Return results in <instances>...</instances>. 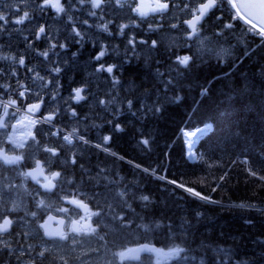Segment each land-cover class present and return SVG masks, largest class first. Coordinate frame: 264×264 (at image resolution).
<instances>
[{"label": "trees", "instance_id": "trees-1", "mask_svg": "<svg viewBox=\"0 0 264 264\" xmlns=\"http://www.w3.org/2000/svg\"><path fill=\"white\" fill-rule=\"evenodd\" d=\"M225 7L230 12L227 3ZM224 16L217 21V32L227 31L217 40L232 44L234 52L224 62L193 61L185 70L171 65L176 63L168 50L157 47L159 53L148 55V60L125 66L123 78L128 88L122 91L133 101V111L143 114L140 106H151L157 99L161 110L148 113L151 122L146 128L142 125L145 136L149 135L147 147L134 135L140 128L127 116L114 121L126 129L117 135V141L106 145L147 171L110 155L105 167L111 169V185L150 197L137 211L144 240L159 245L172 236L171 244L190 249L188 255L205 257L209 264L222 251L237 262L264 264V181L248 173L252 168L264 175V43L260 36L246 31L250 26L235 15ZM221 23L233 27L225 30L219 27ZM240 39H244L242 43ZM173 77V84L165 87L164 81ZM206 122L213 129L198 144L197 161L191 163L185 158L179 131ZM99 153L92 152L95 164H104ZM225 172L228 176L221 182L219 177ZM158 176L220 203L205 202ZM241 204L255 207L241 208ZM160 223L163 225L157 227Z\"/></svg>", "mask_w": 264, "mask_h": 264}, {"label": "snow or ice", "instance_id": "snow-or-ice-1", "mask_svg": "<svg viewBox=\"0 0 264 264\" xmlns=\"http://www.w3.org/2000/svg\"><path fill=\"white\" fill-rule=\"evenodd\" d=\"M25 0H20V3H24ZM227 3L230 9L235 10V17L244 21L246 25H249L250 27L246 29L249 33H253L254 35L260 36L261 37V42L264 43V0H248V2H240V0H191L190 3H183V8L182 11H185L189 16H191L190 19H187L183 21V23L187 24L189 28H191V33H189V36L192 35H198L199 34V29L197 28V25L201 23V21L205 20V18L208 16L210 12H212L213 9H217L220 7L222 3ZM129 4V0H67V8L65 7L64 4L61 3V0H41L40 3L35 4L34 7L39 9L40 12H43L46 8L51 7L55 8L57 14L60 13H65L67 14L68 11L76 7L77 5L84 6V5H90L91 9L94 10H100L101 13L105 11V8H112V9H122L126 5ZM169 8V2L168 0H156V6L151 9L152 12H165ZM256 10V11H253ZM22 11L20 7L16 8V13L19 14ZM131 11L137 13V15L143 20L145 17H147L148 13L144 12L140 6V4H137L134 7H131ZM89 16L96 17L97 16V11H89L88 12ZM214 15V13H213ZM68 20L71 21L73 20V17L71 15L67 16ZM99 19L103 20V15L98 17ZM32 17L30 16L29 11H23L22 15H18V18L12 21V23L16 25H23L25 21H31ZM216 19L219 21L221 18L216 17ZM111 21L105 22L101 25H99L100 28H102L103 31L107 32L108 31V23ZM9 23V18L3 13H0V32H3L6 30V25ZM83 24H88V20H83L81 21ZM128 25L124 24L120 26V33L123 34L124 29L127 28ZM162 27L161 25H155L153 26L151 23H149V28L152 30H155L156 28ZM172 28H176V24L171 25ZM221 28H226V29H231L233 25L231 23H221L219 25ZM72 31L75 33V36L81 37L82 39V33L79 31L75 25L72 27ZM32 35L35 40H40L42 37L45 40H55L54 36L49 35V31L46 29V27L43 24H36L34 26V29L32 31ZM27 41V37L25 38ZM136 40L135 38H130L128 40V44L131 46V50L134 52L136 48ZM139 43L148 45V41H140ZM158 41L157 40H152L150 43V48L155 49L157 47ZM28 45L31 48L32 47V41H28ZM59 47L60 49H66L67 45L65 43H60L58 40L54 43H50L49 48L45 51L39 52V55L44 57L45 60H48L49 63H54L53 61L50 60L49 58V51H54ZM35 50V49H33ZM107 49L106 48H101V50L96 54L92 59L98 62V65L95 68V72L97 73H102L106 72L110 77H112V84L115 86V84L119 83V80L116 79L113 75L114 73V68H116V65H106L103 62V57L106 55ZM56 55H59V53H54ZM76 53H73V56H75ZM189 56H177L176 57V62L178 66H182L183 69H187L189 67V61H190ZM0 60H11L15 63H17L20 66H26L25 64V59L21 57H16V56H0ZM28 72L35 73L34 76L29 77V79H32L34 82L36 80L39 81H45V77L41 76L39 72H36L35 69L33 68H27ZM62 68L58 64L54 67H52L48 71V75L52 76L51 80L46 81L42 86L44 88L48 87L49 84H52L55 88V94L51 96L52 100L56 99V95H58V89H59V74L61 73ZM3 73V69H0V74ZM55 75H52V74ZM12 76L16 75L15 71L11 72ZM161 76H163V73H160ZM0 78H4L2 75H0ZM173 79L175 77L165 80L164 84L165 87H169L173 84ZM9 85L7 84H0V89H3L5 92L9 89ZM14 92H18L17 99H9L7 101L5 100H0V108L3 109L2 115H0V129H6L9 127V124L7 120L5 119L6 117H9L10 115L12 117L16 116L17 112L20 111L19 108H16L17 105V100L21 98H25L32 93V87L31 86H25L23 83L20 82V80L16 81V87L13 89ZM75 95L72 97L77 103L84 100L86 97L82 95L81 93L84 92V88H75L73 89ZM206 91V90H205ZM37 99L39 100L38 103H32L27 106L26 109V114L23 119L28 120L29 125L34 126L37 121L29 119V116L36 112L37 110L40 109L41 104L44 103L43 97L40 95L39 92L34 93ZM176 100H179L180 97L177 96L175 97ZM96 103L100 106H103V110H107L108 106L113 105L115 103L114 98H109L107 101L104 99H96ZM127 106L128 109L131 110L133 108V101L131 99L127 100ZM9 108H16V111L12 112L9 114L8 109ZM141 109L144 110L143 114L147 115L148 113H155L159 112L161 110V101L160 99H157L151 106L147 104H142ZM133 115L136 113L133 112ZM78 114L77 112L73 109L71 110V116L76 117ZM56 112L52 111L49 113V115L45 116L43 118V123H51V121L55 118ZM111 121H109L110 123ZM17 123H21V121H17ZM13 130H16V125H13ZM52 128H55V125H52ZM212 129V124L210 123H205V128L203 129H198L199 132H205L209 131ZM116 130L122 131L120 126L117 124L116 125ZM64 130L62 128H58L55 131H52L51 129L48 132V135L50 136H58L62 137V140L64 141L65 145H72L73 139L82 142L84 144H90L91 142L83 135L78 134L77 129L73 128L72 131L68 132L67 134H63ZM27 135L31 138L33 141L34 145L43 148V151L48 152L51 154L52 157H59V152L57 151V148H62L64 145H56V146H48L47 144L41 145L40 141L37 140V137L35 134H33L31 131H28ZM188 135H195V133H189ZM9 141L14 144L16 148H24L25 142H17L13 141L12 137L9 136ZM111 140L110 136H104L102 138L101 143L95 145L97 148H102L104 145H107V143ZM141 144L147 147L149 145V141L147 139L141 140ZM189 148H191V145H189ZM105 151H107L106 148H104ZM192 154L190 153V156ZM73 158L71 159L72 164H76V159H75V153L72 154ZM23 160V155H13L9 156L5 150L0 147V161L4 165H19L20 162ZM245 163H248L245 161ZM82 167V166H81ZM139 167V166H137ZM39 171L40 175H43V169L40 166V162L36 161V168L33 169L32 171L29 172H23V171H18L17 175L23 176L25 178L27 177H32L37 181V183H40V181L37 179L36 173ZM147 171V170H145ZM248 173L250 176L257 178L260 181H264V175L258 174L255 170L252 168L248 169ZM53 179H57L61 184L67 183L71 184L72 181L68 179H61V173L60 172H54L51 174ZM228 176V173L225 172L223 175L219 177V180L221 182L225 181V178ZM44 179L47 181V183L42 184V187L44 188V193L39 192L38 190L35 191L34 193H28V195H31L32 198L35 200L36 197L41 196V195H48L49 193L54 194L57 196L58 199H60L62 202H65L70 205H74L76 208H85L87 209V205H85L82 201L78 200L73 196L72 199H69V195H73L71 193L65 195V196H60L59 191L53 193V189L57 187L56 184L52 183V180L49 179L47 176L44 177ZM163 179V177H161ZM170 183L176 184V181H169ZM178 187L184 188L185 186L183 184H178ZM63 189H60L62 191ZM19 191L18 185L12 182L11 179H9L6 176L0 175V220H2V223H0V246L3 248L7 249L9 247L7 241L4 239L5 234L11 235L9 233V228L12 226L14 223L13 220L8 218V215L6 213H12L16 212L20 205L17 203L15 199L11 201L12 206L10 208L5 209L4 205L6 203L4 197L5 194H12V193H17ZM185 191L189 192L191 195L204 200L205 202L208 203H220L219 201H214L212 200L209 196L206 195H201L200 192L195 191L192 188H185ZM78 195V194H77ZM95 195V194H94ZM128 195L127 191H121L118 193V196L123 199L124 196ZM135 198V197H132ZM142 201L148 202L150 200V197L147 195H142L139 197ZM106 202V201H105ZM124 203H127V201H124ZM36 207L38 209L45 207V201L43 199L37 200L36 201ZM130 207V205H129ZM239 207L244 208V207H255V205H245L241 204ZM57 212L64 213L65 215H68L70 212L74 211L75 209H70L67 207H58L55 209ZM123 210V209H122ZM103 215V211L99 212H92L91 216H96V217H101ZM197 216L201 215L200 213L196 214ZM32 217L33 221L35 222L38 213L36 211H25L24 216L19 218L18 223L22 225H27L30 223V221L27 219L28 217ZM52 217H49V220H51ZM69 219L71 220V217L69 216ZM86 217H81L80 220H71L70 227L67 232L64 231H48L45 224H40V228L44 229V236L47 237L49 240L53 241L54 243L57 241L64 242L65 246H71L74 250L75 247L79 246L82 243L81 239H78V237H83V236H90V235H96L97 234V228L92 227L90 224H81V220H85ZM115 219L120 222V226L127 227L130 224V221L127 219L126 216H120L116 215ZM61 224H63V220L60 221ZM97 227H99L100 221H96ZM159 227V225H157ZM185 227L190 228V226L185 225ZM186 235L189 234L188 232L185 233ZM17 235H22L24 237H28L31 235L30 232H21L17 233ZM99 239L104 240L105 238L103 236L99 237ZM264 247V244L261 245ZM28 250H32V245H28ZM49 250L47 248H44L41 251L37 252V256L39 257H45L46 253ZM94 251H99V249H94ZM132 251V250H128ZM136 251H143V252H156L159 251L157 249H154L148 245H143L141 248L137 249ZM190 251V249H185L184 247H181L180 245H175L172 248L169 249V253L166 255H169L172 258H175L179 262L183 261H195L197 257L195 256H189L187 253ZM183 254V255H182ZM116 256H119L121 260L125 258V253L124 252H119L115 254ZM61 261L63 264H67V260H64V258L61 256L60 257ZM135 259L139 260L140 257L137 256ZM215 259V258H212ZM220 264H226L227 260H230L231 257L228 256L227 253H225V256L220 257ZM198 264H204V260L201 257ZM238 264H247V262H238Z\"/></svg>", "mask_w": 264, "mask_h": 264}, {"label": "rangeland", "instance_id": "rangeland-1", "mask_svg": "<svg viewBox=\"0 0 264 264\" xmlns=\"http://www.w3.org/2000/svg\"><path fill=\"white\" fill-rule=\"evenodd\" d=\"M20 5H24L23 3H20L19 0H0V6L6 8H12L13 11H16V8L19 7ZM3 14H5L7 16V13L4 12ZM62 14V13H60ZM17 15H22V12H20ZM16 18H18V16H16L15 18H12V20H10L11 26L13 27V29L16 32H22L25 31L27 33H30L31 30L26 29L24 27H22V25H13L12 21H14ZM203 29V28H202ZM183 32L185 33V31L183 30ZM73 34L75 35V33L73 32ZM186 34V33H185ZM50 35V34H49ZM55 35V33H54ZM78 39H81V37H78ZM210 37L206 34V33H200L198 35H196L193 38L192 41V45H193V52L195 54L196 60L200 61V62H204L210 59H221V60H225L228 57L232 56V48L231 46L227 47L223 44H216L215 46H212L210 44L209 41ZM48 42V44L50 45V43H54L53 40H46ZM163 44H167L169 47H180L181 46V41L176 37V35L174 34H164L162 37V41ZM64 50V49H61ZM84 71L87 70V68L84 66L83 67ZM51 69V68H50ZM81 72L79 74H77L76 72H80L79 69H75L70 75H69V80L71 83L77 82V81H81L82 79L87 80L90 84H97V91H103L104 94L108 93L109 90L106 89V86L104 87L103 81L101 78H93L90 79V76L93 74L92 72H88V73H84ZM107 84V83H106ZM108 86V85H107ZM116 86H110V88H115ZM43 87H40L39 89L42 90ZM109 88V87H107ZM125 88H128L127 85L125 84ZM39 90V91H40ZM108 91V92H107ZM90 94L94 97L95 96V91L93 89L90 90ZM111 98H114L112 93H111ZM100 99V98H99ZM115 100V99H114ZM107 101V100H106ZM117 101L115 100V103ZM97 106H99L100 108H102L103 110V106H100L97 104ZM92 109L96 108V104H92L91 105ZM105 111V110H103ZM113 113V111H110V115ZM16 119L12 120V122L10 123L11 126L16 125V132L15 133L16 136L21 135L22 133H26L27 131H33L34 130V126L29 125L28 120H25L23 118H20L18 116H15ZM31 120H36L39 118H31L29 117ZM21 121V123H17V121ZM17 128L22 130H18ZM121 131H118V133ZM13 135V136H15ZM128 137V136H127ZM16 141V140H15ZM14 146V144H13ZM14 148L16 149V147L14 146ZM31 149H33V151L31 152V160L34 159V157L36 156L37 153L40 152V150H42V147L32 144L30 146ZM19 155H21V151L19 153ZM190 158V157H189ZM191 161L193 160V158L190 159ZM25 161V159L23 160V162ZM60 165L65 166V162H67L66 159H61L60 160ZM18 171H22L20 167H18V169L15 171L14 175H13V180L12 182H14L15 184L18 185V189L19 191L17 193H12V194H5V209L10 208L12 206L11 201L13 199H15L17 201V203L20 205L19 209L16 212H22L21 215H19L16 218V222L18 223L19 218L24 216L25 211H36L38 213V217L36 219L35 223V230H38L39 227V223H40V211L39 209L36 207V204L34 206V208L32 209H27L29 204H30V200H29V196L28 193H32L31 188L27 185V179L23 176H19L17 175ZM8 177V176H6ZM9 178V177H8ZM105 178V174H104V170H99L96 172V174H94L93 176V180H100V179H104ZM94 187V186H93ZM118 193L115 190H110V191H99L95 192L94 194H90L87 197V200H89L90 205H92L94 210L97 211H103V215L101 217H99V219L101 220L102 226H104V228L102 229V232L100 233V237L103 236L105 239L104 241H106V243L102 244L104 245V251H102V253L98 256H96V254H94V249H99L97 247V245H94L93 242V238L91 237H85L82 240V243L75 247V250H77L78 254V258L79 261L82 263H89L91 262L92 264H117V263H121V264H163L161 260H166V258H171L172 261L171 263L168 261L167 264H198L200 258H197L195 261H183V262H179L177 261L175 258L170 257L169 255H166L167 253H169V249L172 248L174 245H170L168 246L165 250L162 249L161 251V256H151L149 258H147L145 261L143 262H139V263H134L131 261H127L126 258H124L123 260H121V258L119 256H116V253L119 252H124L126 250H128L130 247L134 246L133 244H136V242H138L141 239L140 236V231H139V227L142 226V221L141 218L137 215V216H131V219H128L130 221V224L127 227H123L120 226V222L117 221L115 219L116 215H120V216H126L127 213L129 214V212L132 210V203L137 202V201H142L141 199H139V195L137 194H131L132 196L129 197V199H121L118 196ZM135 197V198H132ZM37 200H40L41 198L38 196L36 197ZM35 200V203L36 201ZM106 201V202H105ZM124 201H127V203H124ZM47 202H51L48 201ZM152 202V201H151ZM130 205V207H129ZM140 208V207H139ZM44 210L49 209V204L45 203V207H43ZM123 209V210H122ZM29 221H33L32 217H28L27 218ZM15 226V225H14ZM17 227V226H16ZM18 227L19 228H25V225L19 224L18 223ZM17 227V228H18ZM106 231V232H105ZM5 239V238H4ZM9 240V239H8ZM0 248H2V246H0ZM92 251L93 255L92 258L91 257H87L83 254V252H88V251ZM22 254V253H19ZM228 254V253H227ZM88 255V254H87ZM225 256V253L222 252L221 257ZM228 256H230V254H228ZM204 260V264H206V260L203 258ZM216 264H220V261ZM226 264H229V260L226 261Z\"/></svg>", "mask_w": 264, "mask_h": 264}, {"label": "flooded vegetation", "instance_id": "flooded-vegetation-1", "mask_svg": "<svg viewBox=\"0 0 264 264\" xmlns=\"http://www.w3.org/2000/svg\"><path fill=\"white\" fill-rule=\"evenodd\" d=\"M169 12L171 9V5L172 2L169 0ZM130 4H132V2L130 1ZM87 65H90V59H88L86 61ZM72 100V99H71ZM88 101L91 103L92 101V97L91 98H86L85 101L77 103V102H73L71 101V103L69 105H67L68 111H69V116L71 118H74L71 116V110H75L77 112V116L76 117H80V118H84V112L85 110L87 111V108L82 107L83 105H87ZM3 109L0 108V115H2ZM10 114V113H9ZM39 114L43 115L44 117L49 115L47 113H45L44 111V104H41V107L39 109ZM12 116L10 115L9 117H6L5 119L7 120L9 127L6 129H0V147H2L5 152H7V154H9L10 156L13 155H19L20 151L18 149H15L13 146V143L9 141V136L12 137L13 139V135L17 130H13V127L10 125V121ZM18 129V128H17ZM19 130V129H18ZM22 130V129H20ZM33 134L36 135L37 140L40 141L41 145H45L44 141H42V137L43 135L41 133H38L36 131H31ZM28 131L26 133H22L20 136H16V141L17 142H25V146L24 148H21V152L24 153L25 152V156H26V162L22 163L20 162L19 165H4L1 161H0V175L3 176H8L11 177L14 175L15 171L18 169V167L21 168V170L23 172H26L27 169L32 168L36 161H40L45 173L48 175L47 177L49 179H53L52 178V173L54 172H60L61 173V178L62 176L65 174L67 175L69 172L67 170L61 172V170L66 169L68 166H76L79 168H82L81 170H77V171H73V175H74V180L75 181H81L83 182L84 177L87 179V182L85 183L83 189H78L75 185H69L67 183L61 184L57 179H55V182L53 184H56L57 187L55 189H57L59 191V195L60 196H65L69 193L73 194V195H69L68 198H73V196H75V198L78 199V195L80 196L81 199H83L84 196H88L91 193L93 194L92 189L89 187V182L88 179L92 178V169L95 167V164L92 162V158L90 157H84V156H77L75 155V159H76V164H72L70 161L72 159V153L70 150L66 151L61 149L60 151V155L59 157H52L50 155V153L40 150L39 153L36 154V156L34 157V159L31 161L29 159V154L33 151V149L30 148V146L33 143V141L31 140V138L27 135ZM82 135H91L94 136L93 132H82ZM45 139H47V137H45ZM82 147L85 146L84 143L81 144ZM70 158V160H69ZM61 159H66L67 162H65V164H67L66 166H62L59 165L61 162ZM23 161V160H22ZM82 166V167H81ZM50 168H55V171H51ZM59 170V171H58ZM80 173V176H77V174ZM11 180H13V177H11ZM40 183H34L38 189L39 192L44 193V188L42 187V184L47 183V181L44 180H39ZM83 184V183H81ZM88 184V187H86V185ZM60 189H63L62 191H60ZM36 190V191H37ZM54 190V189H53ZM78 194V195H77ZM42 196V195H41ZM56 196V195H55ZM57 197V196H56ZM65 206L67 208H71L72 205L67 204L65 202H60V204L58 205V207H62ZM72 209V208H71ZM64 214V213H63ZM69 216L71 217V220H80L81 217H86L85 220H81V224H89V221H92V217L87 214V213H83L82 211H79L78 213L73 214V211L70 212L68 215L64 214V219H65V225H64V232H67L70 224H71V220L69 219ZM90 225L92 227H97V226H93V223H90ZM102 227H97V234L96 235H90V236H83V237H78V239H83L85 237H91L94 238V240L98 241V242H105L104 240L99 239L100 237V233L102 232ZM42 232H43V237H41L38 240L37 245H35L34 242L32 241H27L22 235H17V233H21V230L14 228V230L9 231V233H11V235L9 234H5L4 238L7 241L8 245L9 244H13L16 245L18 247H23V246H28V245H32V248L35 247V255H33V258L39 263V264H63V262L61 261L60 257L62 256L64 258V260H67V264H92L91 262L89 263H82L79 261L78 258V254L77 250H73V248L71 246H65L64 242H53L49 239H46V237L44 236V230L41 228ZM106 232V231H105ZM35 237V236H34ZM9 239V240H8ZM104 244V243H103ZM44 248H47L49 251L46 253L45 257H39L37 256V252L43 250ZM2 250V248H0V251ZM25 254V260H29L28 255L30 254L29 251L23 252ZM94 254H96V256L101 254V250L99 249V251H95ZM84 256H89L92 258L93 253H89L88 255L83 252ZM23 256V255H22Z\"/></svg>", "mask_w": 264, "mask_h": 264}, {"label": "water", "instance_id": "water-1", "mask_svg": "<svg viewBox=\"0 0 264 264\" xmlns=\"http://www.w3.org/2000/svg\"><path fill=\"white\" fill-rule=\"evenodd\" d=\"M240 2H248V0H240ZM253 11H256V10H253ZM190 29H191V28H190ZM40 166H41V165H40ZM35 168H36V167H35ZM35 168H34V169H35ZM32 170H33V169H32ZM32 170H29V171H32ZM29 171H28V172H29ZM36 176H37V178H39V177H43V175H40L39 171H37ZM30 178H31L32 180H35V179H33L32 177H30ZM57 219H59V218H57ZM54 220H56V219L52 217L51 220H48V221L45 223V225H46V227H47V230H48V231H63V229H62L63 224L60 223L61 219L58 220V221H59V224H58L57 227H55V228H52V227H51V224H52V222H53ZM143 245H148V244H142V245H139V246H137L136 248L132 249V251H130V252L128 253V257L131 258V259L137 260V259H135V257H137V256L141 257L142 254L147 253V252H143V251H136L137 249L141 248V246H143ZM148 246H150V245H148ZM150 247H153V246H150Z\"/></svg>", "mask_w": 264, "mask_h": 264}, {"label": "bare ground", "instance_id": "bare-ground-1", "mask_svg": "<svg viewBox=\"0 0 264 264\" xmlns=\"http://www.w3.org/2000/svg\"><path fill=\"white\" fill-rule=\"evenodd\" d=\"M205 128V127H203ZM203 128H200V129H203ZM189 133H195V135H188ZM204 133V132H203ZM202 132H199L198 130H195V131H191V132H188L185 136V139H186V148L189 152H192L194 147L196 146L200 136H201ZM163 135V134H162ZM177 136V135H176ZM172 144V142H171ZM189 145H191V148H189ZM149 172V171H148ZM164 174V173H163ZM160 179V178H159ZM160 189V188H159Z\"/></svg>", "mask_w": 264, "mask_h": 264}]
</instances>
